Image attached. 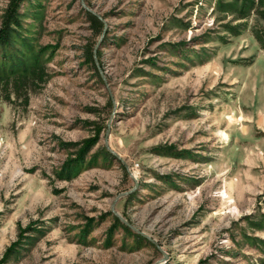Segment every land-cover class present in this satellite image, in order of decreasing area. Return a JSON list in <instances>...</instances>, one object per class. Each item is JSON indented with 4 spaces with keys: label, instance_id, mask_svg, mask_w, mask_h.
<instances>
[{
    "label": "rangeland",
    "instance_id": "374dc122",
    "mask_svg": "<svg viewBox=\"0 0 264 264\" xmlns=\"http://www.w3.org/2000/svg\"><path fill=\"white\" fill-rule=\"evenodd\" d=\"M82 3L18 6L0 264H264V0Z\"/></svg>",
    "mask_w": 264,
    "mask_h": 264
},
{
    "label": "trees",
    "instance_id": "16d2710c",
    "mask_svg": "<svg viewBox=\"0 0 264 264\" xmlns=\"http://www.w3.org/2000/svg\"><path fill=\"white\" fill-rule=\"evenodd\" d=\"M23 0H11L8 7L5 9L3 18L0 24V81L28 79L31 75H35L34 69L39 67L37 64L38 54L31 56V59L25 61L23 57L17 52L13 51L12 42L16 39V30L20 28V20L18 13V6ZM86 17L92 24L95 25L96 31H99V23L89 14L85 13ZM259 43L264 48V34L262 37L256 36ZM23 43V42H22ZM88 61L91 63L90 51L87 56ZM90 139L83 141L82 145L78 148L77 153L80 156L84 155L85 150L88 149L93 143ZM112 158L107 152L104 153V159ZM82 158V157H81ZM113 226L120 227L122 230H127L125 226L119 223V221L112 217ZM137 239H141L136 236ZM13 249V245L7 249V253ZM5 256L1 259L3 262Z\"/></svg>",
    "mask_w": 264,
    "mask_h": 264
},
{
    "label": "water",
    "instance_id": "95a60500",
    "mask_svg": "<svg viewBox=\"0 0 264 264\" xmlns=\"http://www.w3.org/2000/svg\"><path fill=\"white\" fill-rule=\"evenodd\" d=\"M80 5H81V7L83 8V9H85L87 12H89L90 14H92L94 17H96L98 20H100L99 19V17H97V15H95L93 12H91L90 10H88V9H86L85 7H84V5H83V3H82V0H80ZM101 21V20H100ZM94 49H95V47H94ZM94 57V56H93ZM97 71H98V74L100 75V77H101V79H102V76H101V74H100V72H99V69L97 68ZM107 133H108V125H107V128H106V131H105V137H106V135H107ZM106 147V150L111 154V155H114L115 156V154L107 147V146H105ZM129 174V173H128ZM129 176L131 177V179H132V181H133V187L130 189V190H128L127 192H124V193H122V194H120V195H118L117 197H119V196H124V195H127V194H129V193H131L134 189H135V186H136V183H135V180H134V178L131 176V174H129ZM117 197L114 199V201H113V203L115 202V200L117 199ZM112 206H113V204H112ZM112 206H111V208H110V212H111V214L114 216V217H116L123 225H125L127 228H129V229H131V230H133V231H135L127 222H125L123 219H121L113 210H112ZM136 232V231H135ZM137 233V232H136ZM140 236H142V237H144V238H146L152 245H154V247L157 249V251H159L160 253H161V255H162V259L161 260H159V261H157L156 263H154V264H158V263H160V262H162L165 258H166V256L161 252V250L159 249V247L154 243V241H152V240H149L146 236H144L143 234H141V233H138Z\"/></svg>",
    "mask_w": 264,
    "mask_h": 264
}]
</instances>
